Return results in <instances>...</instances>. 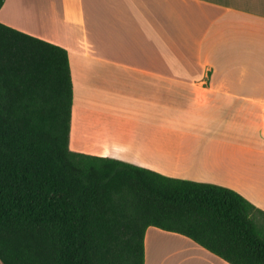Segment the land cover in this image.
<instances>
[{
    "label": "crops",
    "instance_id": "obj_1",
    "mask_svg": "<svg viewBox=\"0 0 264 264\" xmlns=\"http://www.w3.org/2000/svg\"><path fill=\"white\" fill-rule=\"evenodd\" d=\"M68 50L70 146L236 190L264 211V0H5ZM145 264H231L149 226Z\"/></svg>",
    "mask_w": 264,
    "mask_h": 264
},
{
    "label": "trees",
    "instance_id": "obj_2",
    "mask_svg": "<svg viewBox=\"0 0 264 264\" xmlns=\"http://www.w3.org/2000/svg\"><path fill=\"white\" fill-rule=\"evenodd\" d=\"M73 104L68 50L0 22V264H145L149 226L264 264V211L229 187L73 150Z\"/></svg>",
    "mask_w": 264,
    "mask_h": 264
},
{
    "label": "rangeland",
    "instance_id": "obj_3",
    "mask_svg": "<svg viewBox=\"0 0 264 264\" xmlns=\"http://www.w3.org/2000/svg\"><path fill=\"white\" fill-rule=\"evenodd\" d=\"M261 221H262V223H263V225H264V218H261Z\"/></svg>",
    "mask_w": 264,
    "mask_h": 264
}]
</instances>
